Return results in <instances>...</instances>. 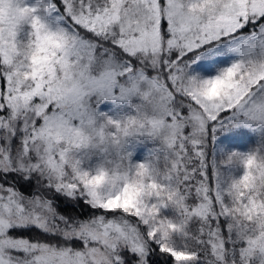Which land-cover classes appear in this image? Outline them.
Returning a JSON list of instances; mask_svg holds the SVG:
<instances>
[{"label":"snow or ice","instance_id":"obj_1","mask_svg":"<svg viewBox=\"0 0 264 264\" xmlns=\"http://www.w3.org/2000/svg\"><path fill=\"white\" fill-rule=\"evenodd\" d=\"M0 264H264V0H0Z\"/></svg>","mask_w":264,"mask_h":264},{"label":"rangeland","instance_id":"obj_2","mask_svg":"<svg viewBox=\"0 0 264 264\" xmlns=\"http://www.w3.org/2000/svg\"><path fill=\"white\" fill-rule=\"evenodd\" d=\"M104 110H107V109H104ZM217 143L220 147H225L227 150L239 149L241 151H246L247 148L252 143H255V137L249 136V142L242 143V142H239L232 135H222L221 137L218 138ZM146 147L147 146H142L141 149L138 150V155H142Z\"/></svg>","mask_w":264,"mask_h":264}]
</instances>
